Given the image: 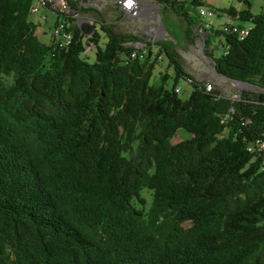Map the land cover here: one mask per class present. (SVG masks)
<instances>
[{
  "label": "trees",
  "instance_id": "obj_1",
  "mask_svg": "<svg viewBox=\"0 0 264 264\" xmlns=\"http://www.w3.org/2000/svg\"><path fill=\"white\" fill-rule=\"evenodd\" d=\"M36 1L0 0V264H264V153L249 149L264 142V12L155 0L193 43L204 30L217 74L259 90L233 98L188 73L173 43L154 55L101 18L84 35L76 18L101 17L88 0H65L70 45L45 40ZM202 6L228 31L192 17ZM161 57L172 90L171 77L151 83ZM180 130L192 136L177 143Z\"/></svg>",
  "mask_w": 264,
  "mask_h": 264
},
{
  "label": "rangeland",
  "instance_id": "obj_2",
  "mask_svg": "<svg viewBox=\"0 0 264 264\" xmlns=\"http://www.w3.org/2000/svg\"><path fill=\"white\" fill-rule=\"evenodd\" d=\"M137 1L141 8V12L137 17H129L128 14L124 13L118 5L117 0H88V2L84 4V7L98 11L101 17L96 13L90 12L86 15H80L76 19L78 23L82 20H87L95 25L96 18H101L106 21V23L115 25L120 32L132 33L137 36L143 42V44L138 47L150 48L154 55L158 52L157 45L160 42L175 44L176 50L183 59L182 63L185 70L194 75L196 80L211 84L214 88L220 90L224 96L238 98L242 91L254 93L259 91L253 85L239 84L216 73L214 59L210 57L211 55L205 53L204 40L207 38L206 33L194 32L192 36L194 40L193 43L185 35L187 24L180 17L176 16V14L172 12L166 13L163 6L155 0ZM249 1L251 2L252 12L254 14L259 15L264 12V0ZM217 3L220 7H226L227 9L230 7H234L238 11L247 9L246 5L237 0H218ZM191 15L192 17H197L198 10L192 8ZM30 18L31 21L40 25L38 35L45 40L51 39L58 16L51 11L42 10L37 14H31ZM226 20V16L212 18L207 16L204 19L208 27L215 28H222L228 23ZM234 22H236V24L241 23L240 21ZM98 29L99 28H97V30ZM212 42V47L209 48V51L212 52L214 58L221 57L225 47L222 44V39L216 37L212 39ZM83 57L86 58L89 63H94L96 58L94 48H87ZM166 76L171 77V79L166 82V88L172 90L174 85L173 76H175V73L172 68H169L167 61H165V57H161L156 65L155 75H153L151 81L152 85H161L164 81L163 78ZM178 86L182 89L181 93H178L179 97L186 100L190 91H192V86L185 81H181ZM191 136L189 132L180 130L174 141L178 143L181 140L189 139ZM144 197L150 202L149 191H144Z\"/></svg>",
  "mask_w": 264,
  "mask_h": 264
},
{
  "label": "built area",
  "instance_id": "obj_3",
  "mask_svg": "<svg viewBox=\"0 0 264 264\" xmlns=\"http://www.w3.org/2000/svg\"><path fill=\"white\" fill-rule=\"evenodd\" d=\"M117 1H118V5L121 7V10L126 14H128L129 17H135V16L137 17V15L140 14L141 8L137 0H117ZM171 1H175V0H171ZM42 10L51 11L56 15L57 14L60 15V20L53 29L52 37L54 38L56 43H59L60 47L70 45L71 42L73 41V35L72 33L66 30V27H68L66 18H68L71 12L68 3L65 0H37L31 13L37 14ZM198 14L203 20L207 16L211 18L218 16L217 13L211 7L208 6L200 7L198 9ZM222 29H226V31H228V29L226 28V24L222 27ZM252 29L253 26L248 25L243 29L236 28L234 29V31L238 33L241 37V40H243L249 35ZM203 31L204 30L201 29L199 33H203ZM140 49L142 50L143 47ZM146 53H147L146 50H143L141 57L142 58L145 57ZM132 56L136 59L138 57V54L134 52ZM207 87L209 91L213 89V86L209 83L207 84ZM181 91H182L181 87L178 86L176 92L180 94ZM249 149L252 150L253 152L264 153V142H260L255 147H250Z\"/></svg>",
  "mask_w": 264,
  "mask_h": 264
},
{
  "label": "water",
  "instance_id": "obj_4",
  "mask_svg": "<svg viewBox=\"0 0 264 264\" xmlns=\"http://www.w3.org/2000/svg\"><path fill=\"white\" fill-rule=\"evenodd\" d=\"M79 25H80V29H81L82 33L86 36L91 37L96 32L95 26L87 20L80 21Z\"/></svg>",
  "mask_w": 264,
  "mask_h": 264
},
{
  "label": "crops",
  "instance_id": "obj_5",
  "mask_svg": "<svg viewBox=\"0 0 264 264\" xmlns=\"http://www.w3.org/2000/svg\"><path fill=\"white\" fill-rule=\"evenodd\" d=\"M177 1H182V2H192V1H197L198 3H201V4H203V5H208V6H211L212 8L214 7V8H220V9H222V8H226V7H220L219 5H218V0H177ZM227 22H229L230 20L229 19H227L226 20ZM234 23H236V22H234Z\"/></svg>",
  "mask_w": 264,
  "mask_h": 264
}]
</instances>
